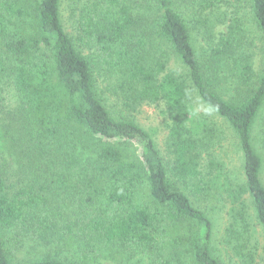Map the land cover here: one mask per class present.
Segmentation results:
<instances>
[{"label": "trees", "instance_id": "1", "mask_svg": "<svg viewBox=\"0 0 264 264\" xmlns=\"http://www.w3.org/2000/svg\"><path fill=\"white\" fill-rule=\"evenodd\" d=\"M61 4L0 0V92L9 76L20 94L21 154L43 169L16 189L0 169V230L20 225L41 243L68 248L95 241L150 264H224L212 218L223 210L229 218L220 244L246 264L255 261L248 201L264 235V160L253 139L264 72L257 78L240 11L250 7L264 42V0H95L80 8L78 44ZM193 30L203 32L200 49ZM172 56L184 71L167 70ZM226 84L236 99L221 96ZM108 92L119 114L103 102ZM196 100L235 133L243 184L214 155L218 128L196 115ZM153 104L164 105L169 159L133 117ZM8 137L0 132V144ZM142 182L153 208L135 200ZM67 198L84 201L76 220L63 216L59 202ZM12 250L0 232V264H13ZM25 264L72 263L48 257Z\"/></svg>", "mask_w": 264, "mask_h": 264}, {"label": "rangeland", "instance_id": "2", "mask_svg": "<svg viewBox=\"0 0 264 264\" xmlns=\"http://www.w3.org/2000/svg\"><path fill=\"white\" fill-rule=\"evenodd\" d=\"M93 1L95 0H62V22L67 33L75 39L76 43L79 33L76 30L75 24L80 8L87 3L90 5ZM240 15L245 26L248 52L252 55L253 67L258 78L262 76L264 72V42L262 41L258 29L254 25L251 9L248 5L242 7ZM190 26L193 27L192 25ZM195 31L196 46L200 49L205 45L203 32ZM79 50L82 51L83 54H87L88 52V50L87 52L83 51L81 47ZM167 70L184 71L180 61L175 56L170 58ZM96 74L98 75V72H96ZM218 90L221 96L228 101H231L233 98L236 99L238 95L235 89L228 84L220 87ZM116 101L117 98L109 92L104 95L103 102L113 114H119L120 112V105H117ZM20 104V94L16 90L14 82L8 76L1 85L0 92V132L3 138L5 136V131L7 130L9 132L8 141L4 142L5 145L0 144V149H4V151L0 153V169L5 173L8 184L13 186L14 189L21 186L23 184L22 181L29 184L30 177L38 178L40 174L39 170L43 171L41 168L38 170L36 165H32V155L26 156V154H21L22 152H26V149L19 148V143L21 141L19 140V134L16 133L17 130L21 132L23 126L22 114L19 109ZM195 113L196 115H203L210 124L214 123L216 125L219 133L217 135H219L220 141L215 144L214 155L225 165L226 174L236 182L243 184V154L240 150L235 133L223 119L209 111L198 100L195 101ZM133 117L153 135L160 152L166 159H169V152L167 150V137L169 133L167 127L168 119L165 114L164 105H144L139 108L138 112H135ZM3 138L0 142H2ZM253 139L256 149L264 160V108L260 118L254 126ZM203 164L206 165L207 160H203ZM262 180L264 182V168ZM34 184L36 186L42 185V180L40 179L38 182H34ZM57 190L58 189H54L53 187L55 193L58 192ZM135 200L143 206L148 205L153 208L150 191L145 182H142L137 188ZM192 200L196 202L193 197ZM59 204L63 209L61 210L64 213L63 216L71 220H76L81 215L84 211L83 206L85 205L84 201H79L78 198H67L59 202ZM248 205H250L249 213L252 218V243L257 247L253 250V252H255V261L247 264H264V235L262 227L255 218L254 209L250 201H248ZM212 218L216 226L214 237V245H216L218 249V254L216 255L223 260L224 264H246L240 257H234L230 248L221 245L219 242L228 225L229 217L227 212L218 210L216 214L212 215ZM60 222L63 223V220ZM0 232L7 242V246L14 249L12 250L13 253H10L9 256L13 264L30 263L48 257L72 264H150L147 256H142L141 254H136L134 256H128L125 253L121 254L116 247H107L95 241L78 240L74 242L73 247L68 248L56 242L51 244L41 243L40 240L32 238V235L24 233L25 230H22L20 225L11 229H2ZM164 237H166V234H164ZM88 247L94 252H87L90 254L91 258L90 260H85L82 253L84 250L90 251L87 249Z\"/></svg>", "mask_w": 264, "mask_h": 264}]
</instances>
